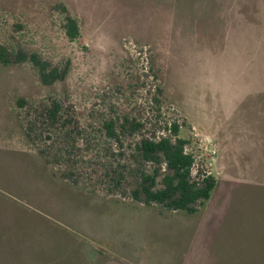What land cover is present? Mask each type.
Listing matches in <instances>:
<instances>
[{
  "label": "rangeland",
  "instance_id": "rangeland-1",
  "mask_svg": "<svg viewBox=\"0 0 264 264\" xmlns=\"http://www.w3.org/2000/svg\"><path fill=\"white\" fill-rule=\"evenodd\" d=\"M66 15L79 25L73 41L64 32ZM0 46L9 60L0 62V180L13 181L2 184L31 194L29 206L38 202L43 210L37 215L0 189V264H84L94 257L106 264H264V0H0ZM30 53L59 67L68 61L67 77L44 87L20 59ZM158 88L156 133L176 120L185 150L216 180L197 215L150 206L174 225L131 199L143 164L126 147L119 156L126 177L117 187L94 173L101 162L73 171L80 185L96 181L109 197L140 206L117 208L110 218L93 217L78 201L67 205L42 185L45 171L35 158L6 147L3 118L21 97L71 102L87 130L131 108L151 136ZM118 98H130L132 107ZM62 226L78 240L73 252L60 246L68 233ZM97 226H105L104 257L92 248L101 249L92 244Z\"/></svg>",
  "mask_w": 264,
  "mask_h": 264
},
{
  "label": "trees",
  "instance_id": "trees-1",
  "mask_svg": "<svg viewBox=\"0 0 264 264\" xmlns=\"http://www.w3.org/2000/svg\"><path fill=\"white\" fill-rule=\"evenodd\" d=\"M63 27L70 41L79 37V25L74 17L66 15ZM4 52L0 46V62L8 64L9 60L5 58ZM19 56L22 61L31 63L36 70L38 81L44 87H51L67 77L68 61L63 67H59L41 59L36 53L27 56L19 54ZM160 95L161 90L158 88L151 98V112L154 115V120L149 123L153 127L151 136L142 132L145 121L134 117L131 108L129 111L112 113L100 121L90 122L87 124L89 127L87 130L83 112L74 109L71 102L62 98H40L38 102H32L35 99L27 100L21 97L16 99L15 105L10 110H7L4 98L9 114L8 121L3 118L2 123L5 128V123L8 125L9 137L5 140L10 144L6 147L11 151L35 158L43 166V174L45 171L46 180H41L42 185L53 193L58 190L63 197L61 199L67 205L76 206L77 201L80 206L85 205L84 208L88 211L91 209L95 218H100L101 214L105 216L104 218H110L112 213L119 210L117 208L138 210L140 206L137 203H124L115 196L109 197L104 193L107 192L106 189L100 188L94 180L89 186L80 185L72 178L73 171L82 165L91 167V164L101 162L100 167L92 166L94 173L107 177L109 183L117 187L126 177L127 165L121 158L119 159L123 154L122 149L126 147L130 149L129 156L132 160L143 164L136 184L131 190V199L143 203L145 206L141 208L143 211L148 210L149 213L156 215L159 221L167 223L171 221L150 210V206H161L169 210L167 212L180 211L192 216L197 215L212 196L216 180L211 174H203L201 164L196 166L195 154L185 150L187 139L179 135L180 124L176 120L165 121L164 132L156 133L161 129L163 112ZM118 100L119 103H126L127 107L133 105L130 98H118ZM2 183L12 185L14 182L0 180V189L3 190L1 193H7L6 196H10L13 201L16 200L14 198L23 199L26 208L33 210L37 215L40 214L38 211L43 212L38 202H35V209L29 206L33 201L31 194L21 195L14 188H7ZM63 192H67L72 197L65 194L64 196ZM115 209L117 210L114 211ZM52 211L49 214L55 216ZM49 214L47 218L50 217ZM85 219L88 220V217ZM61 228L68 233L60 237V246L63 250L68 248L69 253L73 252L75 248L73 240L77 243L78 240L70 235L73 233L69 228L65 226ZM104 231L105 226L102 229L97 226L96 232L93 233L98 242L92 243L101 248L92 247L93 251L102 257L104 253L99 243L104 245L106 242L102 237ZM110 247L114 248L112 243ZM84 264H106V259L100 260L94 257Z\"/></svg>",
  "mask_w": 264,
  "mask_h": 264
}]
</instances>
